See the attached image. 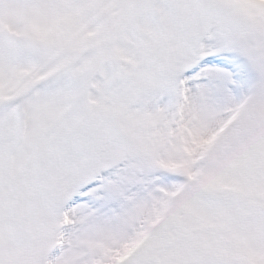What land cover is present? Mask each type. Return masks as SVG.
Segmentation results:
<instances>
[{
	"label": "snow or ice",
	"instance_id": "6c2138e0",
	"mask_svg": "<svg viewBox=\"0 0 264 264\" xmlns=\"http://www.w3.org/2000/svg\"><path fill=\"white\" fill-rule=\"evenodd\" d=\"M0 264H264V0H0Z\"/></svg>",
	"mask_w": 264,
	"mask_h": 264
}]
</instances>
